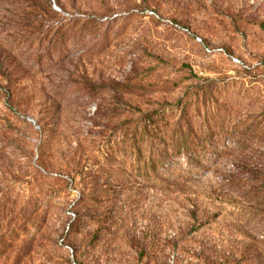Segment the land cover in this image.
<instances>
[{"label":"rangeland","instance_id":"1","mask_svg":"<svg viewBox=\"0 0 264 264\" xmlns=\"http://www.w3.org/2000/svg\"><path fill=\"white\" fill-rule=\"evenodd\" d=\"M186 103L217 160L149 182ZM263 188L264 0H0V264H264Z\"/></svg>","mask_w":264,"mask_h":264},{"label":"trees","instance_id":"2","mask_svg":"<svg viewBox=\"0 0 264 264\" xmlns=\"http://www.w3.org/2000/svg\"><path fill=\"white\" fill-rule=\"evenodd\" d=\"M193 107L186 103L172 106L170 112L165 108L149 111L134 126L130 140L133 162L136 171L144 170L147 181L159 182V177L174 176L182 161L186 162V172L193 175H201L205 161L216 162L214 150L218 145L194 139ZM211 112L215 114L213 109ZM260 196L264 200V188Z\"/></svg>","mask_w":264,"mask_h":264},{"label":"built area","instance_id":"3","mask_svg":"<svg viewBox=\"0 0 264 264\" xmlns=\"http://www.w3.org/2000/svg\"><path fill=\"white\" fill-rule=\"evenodd\" d=\"M148 13H149V15H151V16H156V14H155L154 12H152V11H149ZM196 40H197L199 43H202V42H203V40H202L201 38H196ZM206 51H207L208 53L211 52V50H210L209 48H206ZM234 61H235L236 63H240V61L237 60V59H234Z\"/></svg>","mask_w":264,"mask_h":264}]
</instances>
